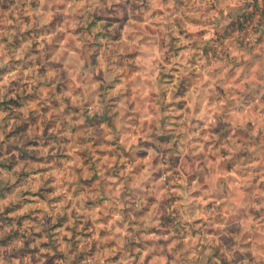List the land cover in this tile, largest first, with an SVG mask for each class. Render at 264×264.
Masks as SVG:
<instances>
[{"label":"clouds","instance_id":"obj_1","mask_svg":"<svg viewBox=\"0 0 264 264\" xmlns=\"http://www.w3.org/2000/svg\"><path fill=\"white\" fill-rule=\"evenodd\" d=\"M114 2L119 0H57L62 7L29 10L33 19L40 17L43 23H50L56 12L66 17L54 32L38 38L41 50L45 41L51 45V59H63L68 87L62 93H56L55 82L37 90L41 78L36 69L22 64L0 79L4 92L16 79L26 86L11 92L13 97L17 92L36 96L29 107L41 113L37 131L55 120L49 131L69 140L64 169L47 174L56 176L49 194L53 202L30 207L46 211L56 207L66 214L69 220L61 231L69 239L78 217L83 218L78 231L90 220L86 231L92 235L83 243L104 245L91 264H145L150 253L163 252V246L155 244L134 249L140 254L137 261L132 251L124 249L130 235L127 223L120 227L126 208L134 206L131 215L139 221L132 227L145 229L138 239L170 240L167 247L174 259L169 262L166 255H153L148 264H197L199 246L213 239L208 230L220 229L240 215L243 242L251 245L253 264H264V100L245 99L252 87L264 86V39L255 30L264 29V15L256 14L253 30L234 32L235 39L226 37L213 55L205 54V46L219 39L217 23L227 29L232 22V0H149L147 7L129 10L120 37L110 41L102 35L107 20L97 18L109 15ZM117 27L114 24L107 31ZM57 33L61 38H56ZM30 46L31 42L22 45L6 60H23ZM94 52L98 53L95 65ZM257 54L260 60L255 59ZM86 64L92 70L84 71ZM101 74L104 79H97ZM58 78L55 71L49 73L50 80ZM229 81L233 86L221 95L217 84ZM53 98H59L58 107L52 105ZM218 120L229 124L219 144L210 130ZM97 129L102 131L97 134ZM169 136L172 139H166ZM141 141L149 145L143 148L148 153L143 158L137 155ZM245 145L258 159L229 168L224 161ZM177 153L182 163L173 167L169 157ZM187 156L192 160L184 159ZM198 172L204 173L203 178L196 176L189 183ZM165 200L171 201L166 211L178 213L179 232L164 229L161 203ZM89 201L94 206L87 207ZM136 211L143 215H135ZM152 228L161 231H147ZM101 230L107 234L101 235ZM62 246L70 244L62 241Z\"/></svg>","mask_w":264,"mask_h":264},{"label":"rangeland","instance_id":"obj_2","mask_svg":"<svg viewBox=\"0 0 264 264\" xmlns=\"http://www.w3.org/2000/svg\"><path fill=\"white\" fill-rule=\"evenodd\" d=\"M223 0H217L222 3ZM149 0H119L114 2L112 7L108 9L109 15L104 18L107 23L104 25L106 31L102 33L106 39L114 41L121 35V29L128 23L129 10L137 12L148 6ZM232 22L227 29H222L217 23V31L219 39L215 42H209L205 46V54L211 53L215 55L220 51L219 44H222L226 37H232L235 32L237 35L242 34L246 29H252L254 17L257 13L264 15V0H232ZM62 7L57 0H0V79L9 72L16 69L18 65H23L25 69L35 68V75L41 79L38 82L39 87H47L51 83L56 84L57 88L62 89L61 81L65 72L61 66L51 59V45L46 41L44 48L41 50L38 45L41 36L50 32H54L60 27L66 17L62 12H56L50 23H43L42 18L33 19L28 14L29 10L43 8ZM19 9V11H17ZM122 11L123 15L117 12ZM118 24L119 27L107 31L109 27ZM27 25V27H25ZM195 27V26H193ZM256 31H261V39H264V29L257 27ZM61 33H57L56 38H61ZM31 42V46L27 49L23 60H17L14 57L6 60V57L21 48L22 45ZM95 52L91 55L94 56ZM31 57V59H29ZM262 57L257 54L255 59L260 60ZM63 60V59H61ZM55 71L58 79L52 81L49 79V73ZM68 74V73H66ZM187 79V78H185ZM234 82L229 81L228 84L222 86L217 84V91L223 95L233 86ZM110 86V84H109ZM26 87L20 79L13 80L8 86L7 92L0 90V114L6 113L0 119V134L4 138L0 139V264H91L92 258L97 253L102 252L104 245L93 241L91 247L83 243L87 241L92 233L86 231L91 227V221H87L83 230H77L82 217L76 220V227L71 228V238L64 235L61 229L68 222L69 217L63 214L56 207L50 211H46L43 207H30L38 202H47L51 204L53 201L49 199V194L54 191L55 175H47L53 170H62L65 167V160L69 159L65 145L69 143L67 137H61L55 131L49 129L55 128V120L47 122L40 131H37L38 122L41 119L40 111L29 106L36 99L34 94L25 95L23 92H17L13 97L11 92ZM248 87H252L248 85ZM67 88V87H66ZM183 90V89H182ZM264 86L252 87L247 93L245 99L252 100L260 96L264 100ZM59 98H53L51 103L58 107ZM24 109V111H21ZM45 107L42 111H47ZM195 122V121H194ZM223 120H218L215 126H210V130L214 135L219 137L218 144L222 143L226 136V129L229 124ZM166 139H172L171 136ZM52 145V147H48ZM143 148L146 147L142 145ZM248 148L241 147L237 152L241 155ZM160 151L159 148H157ZM227 155V150L223 151ZM138 155V153H137ZM142 157V155H138ZM234 156V155H233ZM188 161L192 160L191 156L184 157ZM203 159V157H200ZM235 159L224 161L230 168L235 165ZM239 162L245 161V158H238ZM237 160V161H238ZM236 161V162H237ZM169 163L173 167H177L182 163V155L177 153L169 157ZM206 171V170H205ZM160 173H155L158 176ZM204 173L198 172L189 177L191 180L199 176L203 178ZM26 186L27 189L26 190ZM35 186L38 191H31ZM58 199V198H57ZM171 201L165 200L161 203V209L164 210L162 223L167 231L179 232L181 224L178 220V213L173 215L166 211L170 207ZM87 207L94 206L93 201H89ZM132 208L124 210V218L120 222V227H124L125 223L129 225L128 232L130 235L125 237L124 249L132 251L137 261L140 254L133 251L137 248H144L147 245L155 244L157 248L163 246V252L150 253L145 261L148 264L153 255H166L169 262L174 257L167 250V243L170 240H143L138 239L140 233L145 229L139 230L132 225L139 221L132 218ZM143 211H147L144 209ZM143 211H136L135 215H143ZM75 215V212H73ZM149 232L160 233L161 229H148ZM107 230H101V235H106ZM62 241L70 244V247L62 246ZM208 247L211 243L202 244ZM197 264H227L228 257L225 253L214 251V248H201ZM236 258H240L234 255Z\"/></svg>","mask_w":264,"mask_h":264},{"label":"crops","instance_id":"obj_3","mask_svg":"<svg viewBox=\"0 0 264 264\" xmlns=\"http://www.w3.org/2000/svg\"><path fill=\"white\" fill-rule=\"evenodd\" d=\"M97 56L98 53H95L94 56H91V62L93 65H95L97 63ZM56 63H59L58 66L60 65L61 68L64 70L65 75L64 78L67 77L68 79V74L67 71L65 70V66H64V62L63 60H55ZM92 69L89 68V65L86 64L84 71H90ZM67 79H63V81H61V87L62 89H58L57 88V92L58 93H62L66 87H68L66 81ZM97 79H104V76L101 74V76L97 77ZM109 86V85H108ZM111 86V85H110ZM109 86V87H110ZM103 87V86H102ZM60 101V100H58ZM100 117H97V119H99ZM93 118H89V122H92ZM103 119L107 120L108 117L104 116ZM228 124V123H226ZM100 131H102V129H97V134L100 133ZM146 147L149 146L147 142L145 141H141V148L140 150H138V155H142L141 158L145 157L148 155V153L146 151L143 150V146L145 145ZM152 147H156L155 145H151ZM246 147L248 148L244 153H242L241 155L236 152L233 156L235 165L239 164V160L238 158H245L246 160L243 161L245 163H248L254 159H258V157L256 156V153L252 152L249 150V146L246 145ZM158 151V150H157ZM238 160V161H237ZM237 161V162H236ZM260 168L257 167L255 169V171H259ZM259 177H257L258 179ZM248 191H251V189H248ZM241 216L237 215L236 217L230 219L227 223L224 224V226L220 229H209V235L211 237H213L211 244L208 247H206L205 245H201V248L203 247L204 249L207 248H214V251H219L221 253H225L228 257V263L227 264H253L254 260H255V256L253 254V252L250 250L251 245L250 244H246L244 243V239L246 237L242 236V233L244 231L243 225L240 223L241 220ZM169 243H167L168 245ZM168 250V247H167ZM234 255L240 257V258H236L234 257Z\"/></svg>","mask_w":264,"mask_h":264}]
</instances>
